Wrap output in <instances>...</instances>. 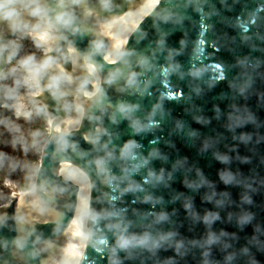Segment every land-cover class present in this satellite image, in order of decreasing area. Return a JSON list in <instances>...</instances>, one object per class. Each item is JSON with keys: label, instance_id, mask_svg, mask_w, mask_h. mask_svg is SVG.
Listing matches in <instances>:
<instances>
[{"label": "water", "instance_id": "obj_1", "mask_svg": "<svg viewBox=\"0 0 264 264\" xmlns=\"http://www.w3.org/2000/svg\"><path fill=\"white\" fill-rule=\"evenodd\" d=\"M143 2L0 0V34L56 28L69 84L0 264H264V0H160L110 57L99 23Z\"/></svg>", "mask_w": 264, "mask_h": 264}, {"label": "flooded vegetation", "instance_id": "obj_2", "mask_svg": "<svg viewBox=\"0 0 264 264\" xmlns=\"http://www.w3.org/2000/svg\"><path fill=\"white\" fill-rule=\"evenodd\" d=\"M31 25L33 23H28L21 31L9 29L0 34V172L4 170V167L7 169L10 166L6 164L11 162L7 159L15 156L12 144L18 136L21 124L23 121H28L34 114L28 109L34 107L33 110H35L41 105L40 108H43L49 123V111L40 98L43 94L45 95V90L51 88V85L59 84V90L61 87L60 100L63 103L61 112L68 113L63 92L66 93L69 89V84L61 86V81L59 83L55 80L56 76L53 73L45 72L50 80L42 77V62L49 53L53 52V46L47 50L48 46L40 43L37 34H33L30 30ZM53 30L55 37L56 28ZM58 59L64 63V68L68 69L69 49L61 50ZM47 67L49 65L46 63L45 69L49 70ZM36 70L39 77L34 79ZM29 86L35 88V93L30 96H28ZM36 101L39 103H35Z\"/></svg>", "mask_w": 264, "mask_h": 264}, {"label": "rangeland", "instance_id": "obj_3", "mask_svg": "<svg viewBox=\"0 0 264 264\" xmlns=\"http://www.w3.org/2000/svg\"><path fill=\"white\" fill-rule=\"evenodd\" d=\"M30 30L33 34H37V39L40 43L48 46L47 50L52 48L55 42L54 35L49 32L43 33L33 29ZM38 77V70H36L34 79ZM32 87H28V96L35 93V88ZM35 103L38 104L39 101ZM40 106L35 110H33L34 107L28 109L30 113L32 110L34 114L31 115L28 121H23L21 124L18 133L19 137L17 136L12 144L15 156L7 159V161H11L10 163L6 162L10 166L7 169L4 167V170L0 172V206L8 205L11 196L28 192L34 188L43 145L48 138L49 128L51 126L50 120L48 123L45 112Z\"/></svg>", "mask_w": 264, "mask_h": 264}, {"label": "bare ground", "instance_id": "obj_4", "mask_svg": "<svg viewBox=\"0 0 264 264\" xmlns=\"http://www.w3.org/2000/svg\"><path fill=\"white\" fill-rule=\"evenodd\" d=\"M159 1L160 0H144L143 3L127 11L120 17H116L109 21L99 23L100 32L109 40L110 43L107 49V54L110 57H121L131 33L146 17H148V15H150L158 8V5L160 3ZM36 24V26L32 25L33 30L43 33L49 32L54 35L53 25L51 23L42 22ZM28 192L18 193V195H24Z\"/></svg>", "mask_w": 264, "mask_h": 264}]
</instances>
